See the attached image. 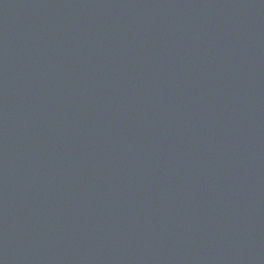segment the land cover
I'll return each instance as SVG.
<instances>
[{
    "label": "water",
    "instance_id": "95a60500",
    "mask_svg": "<svg viewBox=\"0 0 264 264\" xmlns=\"http://www.w3.org/2000/svg\"><path fill=\"white\" fill-rule=\"evenodd\" d=\"M0 264H264V0H0Z\"/></svg>",
    "mask_w": 264,
    "mask_h": 264
}]
</instances>
